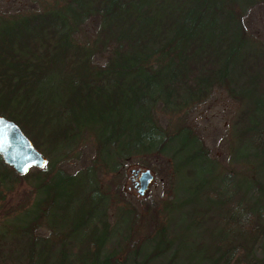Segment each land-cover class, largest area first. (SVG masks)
<instances>
[{"label":"trees","instance_id":"1","mask_svg":"<svg viewBox=\"0 0 264 264\" xmlns=\"http://www.w3.org/2000/svg\"><path fill=\"white\" fill-rule=\"evenodd\" d=\"M26 1L40 7L0 9V115L46 158L16 174L0 157V201L30 186L0 218V264H264V39L249 23L264 0ZM214 90L238 104L232 177L192 126L156 117ZM143 155L170 162L171 201L125 208L114 231L122 195L98 169Z\"/></svg>","mask_w":264,"mask_h":264},{"label":"rangeland","instance_id":"2","mask_svg":"<svg viewBox=\"0 0 264 264\" xmlns=\"http://www.w3.org/2000/svg\"><path fill=\"white\" fill-rule=\"evenodd\" d=\"M44 1L46 0H42L41 4L44 5ZM38 7H40L39 4L36 5L26 0H0V9H5L8 12H22ZM249 17L251 31H255L256 35L260 36L263 40L264 8L257 7L253 9ZM237 106V102H233L225 92L214 90L210 96L196 103V105L190 106L191 108L185 111L171 113L169 110H161V112L156 114V117H158L159 126L169 130L174 129L181 121L192 126L194 128L193 131L202 139L201 141L203 146L206 147L208 156L215 161L219 169L221 168L220 171L228 173L231 176L229 172L236 170L238 167V163H235L236 155L233 153V137L230 134L237 116ZM83 152H85L83 156L74 157L73 155L67 158L66 161H62V168L69 173L78 169L80 170V168L89 164L88 161L92 154L88 145ZM144 156H133L132 158L123 160L118 169H115L112 173L98 169L102 179L101 182L107 185L109 193L113 195V187L119 185V192L122 195L120 200H117L116 197H110L106 205V219L114 231L121 232L119 225H123L121 219L125 215V208H133L137 213L155 212L161 215L164 212L162 208L164 203L171 201L170 198L174 192L172 190V183L174 181L172 180L171 182L168 178V174L172 173L170 162L166 161V163L159 158L153 157L152 159ZM132 168L142 170L147 168L153 173L152 182L148 185L144 195L139 196L135 191V187H133V181L130 179L131 172L129 171ZM29 188L30 186H27V181L25 180L16 188L14 192L16 195L12 196L11 201H0V218L4 217L2 215L4 210L8 209L19 198L21 192ZM11 207L9 208L12 209ZM47 231H49L47 227L41 226L37 230V233L46 235ZM161 259H155L149 264H159Z\"/></svg>","mask_w":264,"mask_h":264},{"label":"water","instance_id":"3","mask_svg":"<svg viewBox=\"0 0 264 264\" xmlns=\"http://www.w3.org/2000/svg\"><path fill=\"white\" fill-rule=\"evenodd\" d=\"M20 130L19 125L0 115V157L5 165L13 168L16 174H21L30 167H43L45 156ZM130 179L136 178L135 191L139 196L144 195L152 182L153 173L144 168H132Z\"/></svg>","mask_w":264,"mask_h":264},{"label":"flooded vegetation","instance_id":"4","mask_svg":"<svg viewBox=\"0 0 264 264\" xmlns=\"http://www.w3.org/2000/svg\"><path fill=\"white\" fill-rule=\"evenodd\" d=\"M136 185V180L133 179V187Z\"/></svg>","mask_w":264,"mask_h":264}]
</instances>
